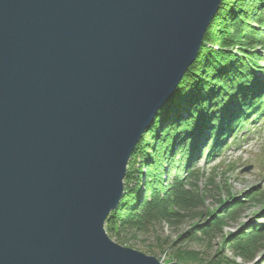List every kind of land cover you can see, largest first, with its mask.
<instances>
[{
  "label": "water",
  "instance_id": "1",
  "mask_svg": "<svg viewBox=\"0 0 264 264\" xmlns=\"http://www.w3.org/2000/svg\"><path fill=\"white\" fill-rule=\"evenodd\" d=\"M222 1L0 0V264H163L106 223Z\"/></svg>",
  "mask_w": 264,
  "mask_h": 264
},
{
  "label": "trees",
  "instance_id": "2",
  "mask_svg": "<svg viewBox=\"0 0 264 264\" xmlns=\"http://www.w3.org/2000/svg\"><path fill=\"white\" fill-rule=\"evenodd\" d=\"M263 111L264 0H223L196 62L135 149L124 196L106 223L107 232L136 236L162 223L181 225L191 214L193 224L210 218L193 226L188 241H196L198 234L225 237L227 222L244 212L245 202L264 207L260 187L243 201L233 198L226 182L223 189L232 202L220 200L226 206L216 214L204 207L207 194L222 191L217 166H207L227 148L228 137H236ZM204 158L206 167H199ZM201 168L210 171L202 190ZM248 230L224 243L245 264L264 255V224Z\"/></svg>",
  "mask_w": 264,
  "mask_h": 264
},
{
  "label": "rangeland",
  "instance_id": "3",
  "mask_svg": "<svg viewBox=\"0 0 264 264\" xmlns=\"http://www.w3.org/2000/svg\"><path fill=\"white\" fill-rule=\"evenodd\" d=\"M205 134L206 132L203 130V136ZM228 144L230 147L220 155L218 160L212 161L207 166H217L216 183L222 185V191L218 193L217 190L216 193L207 194L204 198V207L206 211L207 209L212 211V214L224 210L226 205L223 206L224 203L222 204L220 200H225L227 205L232 202L228 198L227 190L223 189L225 182L228 184L227 187L233 198L243 201H248L246 197L250 195L252 189L260 187L264 190V115L258 117V120L252 122L240 133L236 141L229 140ZM200 162L199 167H206L205 159ZM249 167L251 169L246 172L245 169ZM201 169H203L201 170L203 178L198 179V186L202 190L206 186V178L210 171H208L209 168ZM245 203L244 212L237 219L227 222V227L223 230L225 237L220 234L210 237L198 234L196 241H188L187 236L192 233L193 226L196 223L205 225L210 218H203L193 224L188 217L191 214H187L183 224L178 226L162 223L147 232L138 233L136 236L124 233H121L119 237L113 236L111 233L108 235L113 242L154 257L163 264H245L242 259L235 257L230 248L224 247V243L228 241L229 237L236 236L240 232L248 233L249 227L264 224V218H262L264 207L249 204V202ZM182 257H186L189 261L182 262ZM263 257V254L259 255L250 264H264Z\"/></svg>",
  "mask_w": 264,
  "mask_h": 264
}]
</instances>
